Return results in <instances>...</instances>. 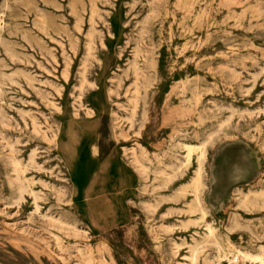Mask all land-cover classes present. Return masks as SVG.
<instances>
[{
    "label": "rangeland",
    "instance_id": "rangeland-1",
    "mask_svg": "<svg viewBox=\"0 0 264 264\" xmlns=\"http://www.w3.org/2000/svg\"><path fill=\"white\" fill-rule=\"evenodd\" d=\"M101 256L264 264V0H0V264Z\"/></svg>",
    "mask_w": 264,
    "mask_h": 264
},
{
    "label": "bare ground",
    "instance_id": "bare-ground-1",
    "mask_svg": "<svg viewBox=\"0 0 264 264\" xmlns=\"http://www.w3.org/2000/svg\"><path fill=\"white\" fill-rule=\"evenodd\" d=\"M101 47H102V49H104V50H106L107 48H108V46H107V44H105V42H101ZM102 52L103 51H100V49L98 48V47H96L95 46V42H94V40H93V38L91 37V36H89V39H88V42H87V44H86V55H85V59H84V62H83V70H82V72H81V76H82V79L85 81L86 80V71H87V67H88V64L89 63H91V64H93V63H97L98 65H99V67H100V69L102 70L103 69V66H104V64H105V59H104V57H103V55H102ZM122 51H120V53H119V55H118V59L120 60L121 59V57H122ZM139 57V52L137 51L136 52V54H135V61H134V63H133V66H132V75H133V78H134V86H135V90L138 92V90H139V85L141 84V81H142V79L144 80L145 79V75H144V69L143 68H141L140 67V65H139V62H138V60H137V58ZM144 59H146L145 57H144ZM106 65V64H105ZM119 67V66H118ZM104 70V69H103ZM65 73H66V71H65ZM90 87L93 89V90H96V89H98L99 88V85H98V83L97 82H95V83H91V85H90ZM135 103H137L136 101H135ZM80 105V104H79ZM80 107H82V105H80ZM86 113H87V116L88 117H90V118H92V116L95 114V112L93 111V109H86ZM211 138V137H210ZM55 141H56V138L54 139ZM209 140H211V139H208V141ZM59 141V140H58ZM205 142V141H204ZM207 142V141H206ZM210 142V141H209ZM58 143H60V142H58ZM202 143V142H201ZM203 144V143H202ZM210 144V143H209ZM182 145H183V143H182ZM181 145V146H182ZM155 146V145H154ZM93 147V146H92ZM199 149V148H198ZM203 149V148H202ZM94 152H96L97 153V151H94ZM206 156V155H205ZM202 157V156H201ZM203 157H204V155H203ZM187 159H188V157H187ZM187 161V160H186ZM136 162L138 163V161L136 160ZM186 164V163H185ZM185 164H184V166H185ZM199 165V164H198ZM14 166H15V171L16 172H18L17 174V180H18V182H19V184H20V187H21V185H22V179H21V177H20V173H21V171H22V168H21V163H19V162H17V161H14ZM183 166V165H182ZM199 167V166H198ZM235 167V166H234ZM200 169V168H199ZM202 170V169H201ZM201 172V171H200ZM195 173H197V172H195ZM202 173V172H201ZM205 173V172H204ZM200 177V176H199ZM196 179H198V178H196ZM201 179H203V178H200V179H198V182L199 183H197V182H195V185L197 186V190H196V202H201V198H200V196H199V188H198V186H200L199 184H200V181H201ZM200 180V181H199ZM195 181V180H194ZM76 185V184H75ZM173 209V208H172ZM192 213H193V211H191ZM205 212V211H204ZM205 213H203V215H204ZM58 224L59 225H61L62 226V224H64V222L63 221H61V220H59V222H58ZM209 230H212L210 227H209ZM22 242V241H21ZM16 244V243H15ZM27 245H29V244H27ZM31 246V245H30ZM33 247V246H32ZM35 248V247H34ZM193 252V251H192ZM194 253V252H193ZM195 254V253H194ZM192 259V258H191ZM101 260L103 261V263L104 264H107V261L103 258V256H101ZM195 263V260H194V257H193V259H192V263L191 264H194ZM84 264H94V262H93V258H88V259H86L85 260V262H84Z\"/></svg>",
    "mask_w": 264,
    "mask_h": 264
},
{
    "label": "crops",
    "instance_id": "crops-1",
    "mask_svg": "<svg viewBox=\"0 0 264 264\" xmlns=\"http://www.w3.org/2000/svg\"><path fill=\"white\" fill-rule=\"evenodd\" d=\"M120 182H118V184H119ZM116 184H117V182H116Z\"/></svg>",
    "mask_w": 264,
    "mask_h": 264
}]
</instances>
